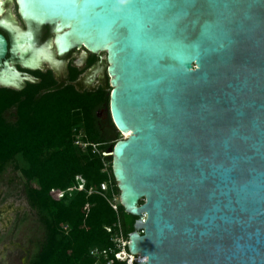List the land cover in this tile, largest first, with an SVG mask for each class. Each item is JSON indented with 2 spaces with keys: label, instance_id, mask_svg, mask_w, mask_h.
Returning <instances> with one entry per match:
<instances>
[{
  "label": "water",
  "instance_id": "water-1",
  "mask_svg": "<svg viewBox=\"0 0 264 264\" xmlns=\"http://www.w3.org/2000/svg\"><path fill=\"white\" fill-rule=\"evenodd\" d=\"M16 4L27 26L53 27L55 57L105 53L109 114L129 132L108 156L135 261L264 264V0Z\"/></svg>",
  "mask_w": 264,
  "mask_h": 264
},
{
  "label": "trees",
  "instance_id": "trees-1",
  "mask_svg": "<svg viewBox=\"0 0 264 264\" xmlns=\"http://www.w3.org/2000/svg\"><path fill=\"white\" fill-rule=\"evenodd\" d=\"M80 72L74 71L71 79ZM43 82L31 84L30 93L16 91V102L9 99L12 91L0 89V175L17 157L21 159L14 169L19 171L22 192L36 211L43 234L27 264H106L104 258L96 263L90 253L94 248L112 249L110 264H124L114 257L117 249L111 235L119 224L128 237L136 217L126 213L120 202L115 211L109 197L98 193L100 183L110 178L119 195L111 158L102 155L118 140L119 132L108 112L115 135L103 136L95 115L99 108L108 107L109 82L79 91L71 83L57 85L51 71ZM12 104L16 120L7 121L3 113ZM75 130L84 134V149L74 143ZM105 161L109 165L103 170ZM77 174L85 179L84 190H74L60 200L50 196L52 188L68 187Z\"/></svg>",
  "mask_w": 264,
  "mask_h": 264
},
{
  "label": "flooded vegetation",
  "instance_id": "flooded-vegetation-1",
  "mask_svg": "<svg viewBox=\"0 0 264 264\" xmlns=\"http://www.w3.org/2000/svg\"><path fill=\"white\" fill-rule=\"evenodd\" d=\"M6 7L7 5L2 4V11L0 13V33L7 40V52L4 57H0V79L13 77L12 79L14 81L9 84L0 81V89L13 92V94L9 93V99L16 102V91H23L27 94L32 90L30 87L31 84L46 83L43 82V79L47 77L49 71H51L57 85L63 86L71 83L79 91L92 90L99 85H105L106 81L109 79L108 75L107 73L102 74L98 71L99 66L102 65L101 63L103 62L102 58L89 51H87V56L84 57L83 48H72L62 53L63 58L59 59L62 61L60 64L62 68L60 70L53 68L49 63V58L42 55V59L40 63H38L39 65L37 64V66L34 67L33 65L30 66V64H28V59H30L32 55V49L29 47L25 53L21 51L22 49L15 45L16 38H18L17 36L19 34L32 32L34 48L48 53L50 51V47H48L49 41L51 40L50 44H52V48H54L57 54L56 47L52 43L55 34L53 27L51 25L41 24L37 28H31L27 26L22 19L16 1L14 8L15 13L13 14L14 20L8 14ZM51 35L53 37H51ZM104 62H106L105 59ZM76 70L81 72L76 78L71 79L73 72ZM85 72L87 73L85 74ZM95 73H99L100 75L98 74L97 77ZM94 82H97V85L94 86ZM44 88L45 86L42 89L45 90ZM41 91L42 90H40V92ZM15 108V104H12L5 110L3 113L5 120H16ZM95 115L98 129L101 134L105 137H113L115 135V130L108 119V108H99L95 112ZM7 169L6 167L5 172ZM16 171L19 174V171ZM5 172L0 175V264L2 252H7L5 261H8L10 258L13 264H27L33 248L32 243L35 241L33 235L28 237V231L30 228H33L34 224H36L37 229L40 228V226L36 220V211L28 204L26 199L23 196L17 199L18 195L16 192L18 191L17 185L19 179L16 176H9L4 180L3 175ZM20 235L25 237V240L19 241L16 239V236L18 237ZM22 242L25 243V246ZM8 245H14V248L10 249ZM20 247L22 249L21 253L17 252ZM10 251L16 253L11 254Z\"/></svg>",
  "mask_w": 264,
  "mask_h": 264
},
{
  "label": "built area",
  "instance_id": "built-area-1",
  "mask_svg": "<svg viewBox=\"0 0 264 264\" xmlns=\"http://www.w3.org/2000/svg\"><path fill=\"white\" fill-rule=\"evenodd\" d=\"M74 143L76 145L81 146L82 149H84L87 145L86 142L82 141L84 134L82 131L78 130V131H74ZM92 148L93 151H97V146L96 144H92ZM110 154V152L107 151H103L102 155L103 156H107ZM109 165L108 161L104 162V169L106 170L107 166ZM85 189V179L77 174L74 177V182L69 185L66 188H52L50 190V196L54 199V200H60L63 197H65V195H71L72 191L76 190V191H80V190H84ZM88 193L92 192V188H89L87 190ZM98 193H101V195L103 196H107L109 197V203L111 205V207L116 211L117 210V204L119 202V195L117 193H115L114 191V183H112L111 179L108 178L107 180L103 181L100 183L99 185V190ZM109 193V194H108ZM64 228H67V226H64ZM111 241L114 244L115 248L117 249L114 252V257L115 259L124 262V264H140L137 261H141V255L139 253H130L127 249V244L129 242V238L125 237L122 233L121 227L119 226V224H117V227L114 229L112 235H111ZM112 249H102L99 250L97 248H94L90 251L91 255L95 258L96 263H98L100 261V258H104L106 261V264H110L112 262L111 259L108 258V253L111 252ZM135 259L137 261H135Z\"/></svg>",
  "mask_w": 264,
  "mask_h": 264
},
{
  "label": "rangeland",
  "instance_id": "rangeland-1",
  "mask_svg": "<svg viewBox=\"0 0 264 264\" xmlns=\"http://www.w3.org/2000/svg\"><path fill=\"white\" fill-rule=\"evenodd\" d=\"M3 4L4 5H7V7H6V10H7V12H8V14L12 17V19L14 20V13H15V10H14V8H15V1L14 0H3ZM51 37H53L52 35H51ZM51 43V40L49 41V46L48 47H50V49L54 52V48H52V44H50ZM55 52H54V57H55ZM97 55H99L101 58H102V65H103V68L105 69V67H106V62H104V59H105V53L104 52H100V53H97ZM63 58V55L62 54H59V55H57L56 57H55V60L57 61V60H59V59H62ZM60 61V60H59ZM54 68L56 69V70H60L61 68H62V65H60V64H56L55 66H54ZM87 72H85V74H86ZM106 74V71L104 70L103 72H102V74ZM99 73H95V76H97ZM100 75V74H99ZM98 77V76H97ZM96 77V78H97ZM93 85L95 86V85H97V82H94L93 83ZM108 108V107H107ZM108 112H109V110H108ZM116 136L118 137V139H120V138H124L125 136L124 135H122L121 133H119V135L118 134H116ZM21 162V159L19 158V157H17L16 158V160H15V162H12V163H10V164H8V166H7V170H6V172H5V174L3 175V178H4V180L6 179V178H8L9 176H16L18 179H19V183H18V185H17V195H18V197H17V199H20L22 196L24 197V194L22 193V189H21V183L20 182H22V180H21V177H20V175L18 174V172L14 169V164L15 163H20ZM16 171V172H15ZM25 198V197H24ZM36 220H37V215H36ZM42 229L40 230V228H38L37 229V226H36V224H34L33 225V228H30V230L28 231V237L30 236V235H33V239L35 240L33 243H32V246H33V248H32V250H31V253H30V255L36 250V248H37V246H38V244H39V242L42 240V237H43V234H42ZM24 232H25V230H24ZM23 236H16V239H18L19 241H22V240H25V237H23ZM37 240V241H36ZM23 243V245L25 246V243L24 242H22ZM21 245V244H20ZM8 247H10V249H12V248H14V245H12V246H10V245H8ZM22 247V246H21ZM21 247L18 249V251L17 252H19V253H21L22 252V249H21ZM9 250V249H8ZM11 252V254H13V253H16V252H12V251H10ZM5 254V255H4ZM6 255H7V252H2V257H1V264H13V262H12V259H10L9 258V260L8 261H5L6 260Z\"/></svg>",
  "mask_w": 264,
  "mask_h": 264
},
{
  "label": "bare ground",
  "instance_id": "bare-ground-1",
  "mask_svg": "<svg viewBox=\"0 0 264 264\" xmlns=\"http://www.w3.org/2000/svg\"><path fill=\"white\" fill-rule=\"evenodd\" d=\"M0 3H1V6H2L3 0H0ZM6 25H7V23H6ZM17 37L18 38H16L15 45L18 48H21L22 49L21 51H23L25 53L29 47L32 49V55L30 56V59H28L29 60L28 64H30V66L31 65H33V67L37 66V64L40 63V60L42 59L41 55L42 56H46L47 58H49L50 62H52L51 61L52 60V55H51L50 51L48 53L46 51H43V50H40V49L36 50L34 48L32 32L19 34ZM12 78L13 77H7L6 79H0V81L3 82V83L9 84V83L14 81ZM122 133H123L122 135H124L125 137H127L129 135V132H122Z\"/></svg>",
  "mask_w": 264,
  "mask_h": 264
}]
</instances>
